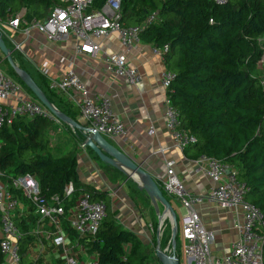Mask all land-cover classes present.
<instances>
[{"label": "trees", "instance_id": "1", "mask_svg": "<svg viewBox=\"0 0 264 264\" xmlns=\"http://www.w3.org/2000/svg\"><path fill=\"white\" fill-rule=\"evenodd\" d=\"M56 2L0 0V16L26 7L30 17L43 19ZM106 2L93 0V8L101 9ZM155 11L159 13L158 20L142 33V39L155 46H170L165 67L175 78L168 96L180 113L182 127L198 140L185 150L186 157L197 160L207 156L231 165L249 188L247 201L264 212V85L258 73L264 56L260 43L264 39V0H229L224 5H216L213 0H123L121 22L126 27L136 26ZM4 63L6 72L37 100L6 59ZM20 67L34 78L52 103L77 119L79 110L66 107L50 89L45 76L32 71L22 60ZM63 126L71 131L69 126ZM54 127L44 118L22 116L1 131V181L7 184L17 176L31 174L39 181L44 197L62 195L72 183L76 197L88 192L107 204L108 192L79 179L80 139L72 133L66 144L56 146L49 137V130ZM101 164L112 183L127 180L117 169ZM131 187L139 193L133 181ZM164 195L169 202L174 200ZM177 220L179 225L178 217ZM19 228L23 233L28 230L23 225ZM27 241L29 238L20 241L23 258ZM154 243H143L108 212L90 243V251L99 255L101 264H160ZM4 262L0 250V264Z\"/></svg>", "mask_w": 264, "mask_h": 264}, {"label": "built area", "instance_id": "2", "mask_svg": "<svg viewBox=\"0 0 264 264\" xmlns=\"http://www.w3.org/2000/svg\"><path fill=\"white\" fill-rule=\"evenodd\" d=\"M122 1L107 0L103 8L94 9L93 0H58L48 9L43 19L34 18L31 22L27 20L26 8L0 16L1 35L14 52H24V46L34 31L43 35L46 41L54 46L76 40L77 46L72 55L69 58L62 57L61 60L68 64L67 70L60 79L50 80V89L62 99L75 104L90 128L111 140L126 139L129 129L117 117L112 98L106 94L91 93L76 73L75 64L79 58H97L103 55L104 71L108 77L131 86L143 82V74L138 68L129 65L126 53L107 54L103 51L100 41L118 34L122 46L130 52L143 44L142 33L157 22L159 13L155 11L148 15L143 23L126 27L121 22ZM213 1L216 5H224L229 0ZM260 43L262 44V40ZM262 48L264 50L263 46ZM169 50V44L161 47L153 45V55L164 64ZM2 63L0 62V149L1 131L22 116L30 119L41 117L52 122L57 128L49 131L51 143L54 144L63 123L3 70ZM260 63L264 64V56ZM39 71L43 76L50 78L47 62L43 63ZM174 78L175 74L167 69L161 75V87L166 92L164 119L172 140V148L184 153L198 140L190 130L182 127L180 113L171 104L168 91ZM262 83L264 85V80ZM154 134L155 130L151 128L149 135ZM159 151L163 154L166 152L164 149ZM165 166V175L155 179L160 183L163 193L177 200L182 207L180 256L178 251L176 252L180 259L182 254L186 264H264V212L247 201L249 188L239 179L235 168L207 156L195 160V174L204 175L211 182V190L206 196L208 202L217 209L232 211L235 215L233 226L237 231V240L228 255L217 258L212 256L215 236L205 228L201 219L205 196L194 194L185 186L177 175L174 160L166 159ZM2 177L0 172V250L4 264H24L20 241L25 235L16 223V214L21 210L22 199L16 192L20 193L35 211L37 226L34 233L37 236L51 237L44 228L45 224H49L54 228V234L59 236L58 245L63 247L64 264H81V255L87 254L85 240L93 242L96 238L108 216L107 204L95 200L88 192L82 193L74 200L75 190L72 183L65 188L62 195L47 198L41 194L40 183L31 174L17 176L7 184L1 181ZM164 222L160 225L161 241ZM64 223L68 224L75 235L71 243L67 242ZM163 247L171 253V239ZM90 260L91 264H101L97 253L91 254Z\"/></svg>", "mask_w": 264, "mask_h": 264}, {"label": "crops", "instance_id": "3", "mask_svg": "<svg viewBox=\"0 0 264 264\" xmlns=\"http://www.w3.org/2000/svg\"><path fill=\"white\" fill-rule=\"evenodd\" d=\"M23 8L26 7H21L17 11ZM33 19L34 17H30L28 11L27 20L31 22ZM16 38H19V36H16ZM100 43L103 51L107 54L126 53L129 65L138 68L143 74V82L137 86H131L120 80L111 79L106 75L102 60L103 55H99L97 58H79L76 61L75 71L86 83L89 91L95 94L109 95L112 98L117 117L129 129V136L126 139L111 140L105 138L115 147L125 151L130 158L141 163L157 179L165 175V160H174L177 175L185 186L194 194L205 196L201 219L205 228L213 232L215 236L212 256L220 258L228 255L238 237L233 226L235 215L232 211L217 209L208 202L206 196L211 190L210 179L204 175L195 174V160L186 157L185 152L172 148V140L166 129L164 119L166 92L161 87V75L166 67L162 60L153 55V44L143 42L142 45L127 52L122 46L118 34L110 35L107 39L101 40ZM8 46L13 49L9 43ZM76 46L75 39L56 46L51 45L43 35L34 31L31 33L30 40L24 46V52H15L13 56L19 65H21L22 60L32 71L39 74H41L39 70L42 68L43 63L47 62L50 69V78L45 77L50 83V80L60 79L67 70L68 64L61 62L62 57L69 58ZM0 62H5L4 55L1 52ZM61 100L66 107L72 108L73 106L76 111L79 110L71 101L62 98ZM76 121L83 127L90 128L89 123L80 114ZM54 128L57 129L56 126ZM151 128L155 130L154 135H149ZM60 133V135H63L61 142L65 144L67 137H71L72 133L80 139L81 145L77 155L80 181L99 191L108 192V212L113 214L117 222L125 229L136 234L143 243L150 245L155 242L154 246L156 247L159 221L156 210L147 195L140 190L139 193H136L131 187L132 180L127 179L117 184L112 183L104 172L101 162L95 158V154L89 148L84 147V134L82 132L73 129L68 131L67 128L62 126ZM160 149H164L166 152L164 154L160 153ZM18 195L22 199V204L20 206L21 210L16 214V223L20 227L22 225L28 227L24 235L25 238H29L26 243L23 263L64 264L63 247L58 245L59 236L54 234V228L49 224H45L44 228L51 234V237L37 236L34 233L37 226L35 211L20 193ZM76 199L75 194L74 200ZM63 226L67 242L71 243L75 235L71 232L67 223H64ZM167 242H164V246ZM90 243L91 241L88 239L85 240L87 254L81 255L79 260L81 264H91L90 255L94 252L90 251ZM130 248L129 245L126 246L127 251H130Z\"/></svg>", "mask_w": 264, "mask_h": 264}, {"label": "water", "instance_id": "4", "mask_svg": "<svg viewBox=\"0 0 264 264\" xmlns=\"http://www.w3.org/2000/svg\"><path fill=\"white\" fill-rule=\"evenodd\" d=\"M0 52L8 64L12 67L21 82L32 92L44 107H46L55 117L71 129L84 134V147L89 148L99 160L110 167H113L124 174L128 180L134 181L140 191L144 192L154 206L159 226L157 228V243L155 255L160 264H180L177 255L179 226L177 214L171 202L164 195L155 177L147 171L141 163L136 162L123 150L112 145L102 134L91 128L83 127L79 122L67 116L54 103H52L42 89L38 86L34 78L14 59V51L6 44L0 32ZM171 219V253L163 246L161 241L160 225L167 219Z\"/></svg>", "mask_w": 264, "mask_h": 264}, {"label": "rangeland", "instance_id": "5", "mask_svg": "<svg viewBox=\"0 0 264 264\" xmlns=\"http://www.w3.org/2000/svg\"><path fill=\"white\" fill-rule=\"evenodd\" d=\"M262 44H263L262 46L264 47V39L262 40ZM2 69L3 70H7V65L5 63H2ZM258 73L260 74V76L264 80V65L261 64V63L259 64ZM60 134L56 137V140L54 141V145H56V146H61V144H62L61 140H62V136L63 135H60ZM49 137H50V135H49ZM50 139H52V138L50 137ZM62 146H63V144H62ZM171 203H172V206H173L174 210L176 211V214H177V216L179 218V225L178 226L181 229V225H180V219H181V216H182L181 204L177 200H172ZM163 231H165V232H164V235H163V238H162V246H164V242L168 241V237H169V235H171V219L170 218H167L165 220ZM177 243H178L177 251H178V255L180 256V252H181V249H182L181 248L182 240H181V232H180V230H179V235L177 237ZM180 264H186L185 263V258L182 256V254H181Z\"/></svg>", "mask_w": 264, "mask_h": 264}]
</instances>
